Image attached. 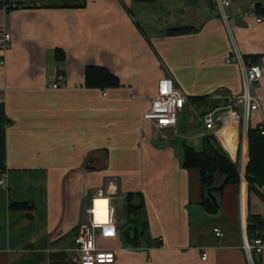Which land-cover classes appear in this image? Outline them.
Masks as SVG:
<instances>
[{"label":"crops","instance_id":"1","mask_svg":"<svg viewBox=\"0 0 264 264\" xmlns=\"http://www.w3.org/2000/svg\"><path fill=\"white\" fill-rule=\"evenodd\" d=\"M249 8L264 14V0H229L226 22L214 0H0L9 33L0 48V264H75L72 239L97 189L115 227L96 237L114 252L108 264H248L245 216L264 222V187L226 183L206 214L199 170L182 164L184 147L199 151L212 136L237 174L244 169L240 121H217L211 133L199 121L203 107L216 117L240 92L239 67L225 61L233 47L261 69L246 126L264 129V20ZM174 27L191 29L166 33ZM87 65L117 85H85ZM55 72L62 80L48 88ZM165 79L186 100L173 126L156 128L142 114ZM127 193L140 197L146 226L148 243L136 247L120 237ZM252 259L264 264V243Z\"/></svg>","mask_w":264,"mask_h":264},{"label":"built area","instance_id":"2","mask_svg":"<svg viewBox=\"0 0 264 264\" xmlns=\"http://www.w3.org/2000/svg\"><path fill=\"white\" fill-rule=\"evenodd\" d=\"M214 3L219 10L221 19L226 22L227 15L223 9L229 4V0H214ZM14 4H10L13 7ZM245 13L254 18L256 22L264 20V14L256 15L253 8H249ZM9 41V33L0 25V48L6 46ZM226 62H234L238 65L241 73V89L240 92L234 95H227L225 103L222 106V113L216 117L213 111H207L199 115V121L202 126L208 131L213 132L214 127L218 122H224L228 119L239 120L242 124L243 133L246 132V122L249 112L259 108L258 97L251 92L253 85L261 77V69L255 63L244 60L237 52L235 47L225 57ZM62 80V75L55 72L46 81L48 88H56L59 81ZM185 96L176 88H174L169 79L160 80L157 86L156 94L150 99L146 109L142 114V119L150 121L154 127L163 128L171 127L176 122V117L183 107ZM239 107V108H238ZM258 129L264 134L263 126L258 125ZM242 163L238 170V181L243 180ZM4 186L3 179L0 178V187ZM105 200L106 219L103 222H97L94 218V199ZM88 218L86 223H81L77 227L76 234L72 239L73 261L75 264H108L114 259L112 249H104L96 245V237H107L115 234V227L111 221V205L108 197L103 195L102 189H97L96 194L91 198L90 206L85 210ZM213 234L216 237L221 236V232L217 228H213ZM263 247V243L259 238L247 240L245 235H242V249L245 254L248 264H252L253 255H258ZM204 253L200 254V258L204 259Z\"/></svg>","mask_w":264,"mask_h":264},{"label":"trees","instance_id":"3","mask_svg":"<svg viewBox=\"0 0 264 264\" xmlns=\"http://www.w3.org/2000/svg\"><path fill=\"white\" fill-rule=\"evenodd\" d=\"M149 2L153 0H135ZM191 27H174L166 29L167 34L186 31ZM84 83L87 86H115L116 77L103 66L87 65L83 71ZM204 101L203 98L193 99ZM225 100V99H224ZM213 108V105L203 107L201 114ZM184 167H196L199 170V181L201 186L200 206L206 214L216 212L215 207L206 195V189L218 200L221 188L226 183L238 182V174L235 166L226 157L216 140L212 136H204L199 151L190 147L183 148ZM243 178L247 190L254 186L264 187V134L258 129V125L246 128V161L244 164ZM11 206L21 208L28 206L21 203H13ZM30 206V205H29ZM142 208L140 197L137 194L127 193L124 196L123 214L125 219L120 225L122 241L130 246L136 247L142 242L148 243L146 236L145 221L137 213ZM245 237L247 240L259 238L264 243V222L258 215L245 216ZM252 263L256 264L252 259Z\"/></svg>","mask_w":264,"mask_h":264},{"label":"bare ground","instance_id":"4","mask_svg":"<svg viewBox=\"0 0 264 264\" xmlns=\"http://www.w3.org/2000/svg\"><path fill=\"white\" fill-rule=\"evenodd\" d=\"M93 211H94V220L97 222H103L106 219L105 213V200L104 199H94L93 201Z\"/></svg>","mask_w":264,"mask_h":264},{"label":"water","instance_id":"5","mask_svg":"<svg viewBox=\"0 0 264 264\" xmlns=\"http://www.w3.org/2000/svg\"><path fill=\"white\" fill-rule=\"evenodd\" d=\"M205 192H206L207 197L210 199L211 203H212L215 207H217L215 197L210 193L209 189H206Z\"/></svg>","mask_w":264,"mask_h":264},{"label":"rangeland","instance_id":"6","mask_svg":"<svg viewBox=\"0 0 264 264\" xmlns=\"http://www.w3.org/2000/svg\"><path fill=\"white\" fill-rule=\"evenodd\" d=\"M73 1V0H72ZM150 6H151V4H150Z\"/></svg>","mask_w":264,"mask_h":264}]
</instances>
